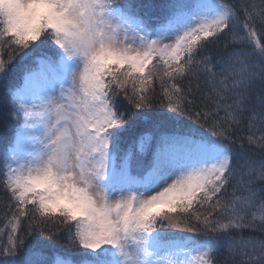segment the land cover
<instances>
[{
	"label": "snow or ice",
	"instance_id": "snow-or-ice-1",
	"mask_svg": "<svg viewBox=\"0 0 264 264\" xmlns=\"http://www.w3.org/2000/svg\"><path fill=\"white\" fill-rule=\"evenodd\" d=\"M0 91V264H264V0H0Z\"/></svg>",
	"mask_w": 264,
	"mask_h": 264
},
{
	"label": "trees",
	"instance_id": "trees-1",
	"mask_svg": "<svg viewBox=\"0 0 264 264\" xmlns=\"http://www.w3.org/2000/svg\"><path fill=\"white\" fill-rule=\"evenodd\" d=\"M227 2H232V3H236L237 0H227ZM259 2V0H257V3ZM231 46V45H230ZM218 48L222 49L223 48V43L219 46H217ZM215 50H210L209 54H212V52ZM157 99H159V89H157ZM2 91H0V106H2ZM125 103H127L125 101ZM149 111H164V109L162 108H155V109H150ZM181 119H186L184 117H181ZM259 126H257V129H249L248 126L245 125H241L240 128H238L236 130V135L237 137H241L246 139L248 135H250L252 132H256L257 135H259V131H258ZM4 145H5V140L3 138V136H0V152H2L4 150ZM4 197H3V193L0 192V246L4 245L7 243L8 240V235H7V230L3 227V225L6 223V219L4 216ZM43 239V237L41 238Z\"/></svg>",
	"mask_w": 264,
	"mask_h": 264
}]
</instances>
